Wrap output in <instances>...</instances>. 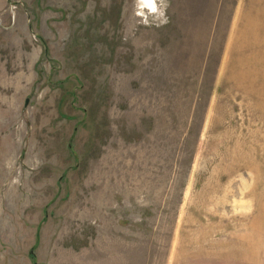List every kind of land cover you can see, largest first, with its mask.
<instances>
[{
    "label": "rangeland",
    "instance_id": "374dc122",
    "mask_svg": "<svg viewBox=\"0 0 264 264\" xmlns=\"http://www.w3.org/2000/svg\"><path fill=\"white\" fill-rule=\"evenodd\" d=\"M0 264H264V0H0Z\"/></svg>",
    "mask_w": 264,
    "mask_h": 264
}]
</instances>
